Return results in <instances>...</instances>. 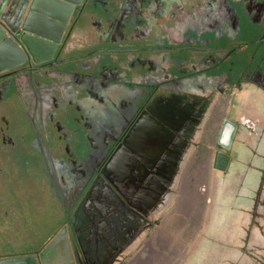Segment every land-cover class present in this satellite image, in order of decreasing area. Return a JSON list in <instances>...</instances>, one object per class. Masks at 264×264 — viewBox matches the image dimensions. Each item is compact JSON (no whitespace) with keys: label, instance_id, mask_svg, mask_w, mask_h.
Masks as SVG:
<instances>
[{"label":"flooded vegetation","instance_id":"obj_1","mask_svg":"<svg viewBox=\"0 0 264 264\" xmlns=\"http://www.w3.org/2000/svg\"><path fill=\"white\" fill-rule=\"evenodd\" d=\"M19 8L2 11L38 36L22 29ZM51 19L53 30L38 29L56 47L23 48L21 65L0 70V174L43 166L61 228L71 240L83 232L89 251L107 243V254L159 223L160 197L203 152L214 229L230 199L249 249L216 264H264V0H83L66 21ZM219 151L230 156L225 169L215 167ZM235 238L227 243L239 250Z\"/></svg>","mask_w":264,"mask_h":264},{"label":"rangeland","instance_id":"obj_2","mask_svg":"<svg viewBox=\"0 0 264 264\" xmlns=\"http://www.w3.org/2000/svg\"><path fill=\"white\" fill-rule=\"evenodd\" d=\"M227 99L220 105L219 110L223 114L230 106ZM206 158L208 155L196 151L186 162L171 194L170 190L166 194L167 197L170 194L169 199L158 214L152 216L158 218L159 223L146 228L142 238L126 251L125 259L131 264H216L220 254L224 259H230L231 253L247 255L245 253L249 249L244 247L241 239L245 226L233 228L235 212L231 209L230 199L226 205L223 204L226 208L223 222L214 229V218L210 212L215 201L212 199L216 197L215 176L210 159ZM42 167L16 168L17 172L4 167L0 174V259L17 256L38 258L64 228H61L63 207ZM226 179L229 180L228 177ZM221 184L222 191H229L224 178ZM78 232H74L75 238L71 240L72 234L68 231L67 238L72 247L74 242H78ZM215 233L216 238L211 239ZM231 235L238 238L239 250L229 248L227 241ZM223 262L228 264L226 260Z\"/></svg>","mask_w":264,"mask_h":264},{"label":"water","instance_id":"obj_3","mask_svg":"<svg viewBox=\"0 0 264 264\" xmlns=\"http://www.w3.org/2000/svg\"><path fill=\"white\" fill-rule=\"evenodd\" d=\"M83 0H0V70L5 69L3 64L10 67H17L21 65L25 60V53L23 48L26 49L31 56H34V48L42 47L52 49L56 47L55 39L52 35L51 40H44L41 35L45 31H40L38 28L41 24L47 21L50 23V29L53 30L55 20L51 18L65 15V21L71 16L72 11L76 5L80 4ZM18 3L20 8L15 13V16H20L22 23V29H26L27 32H34L38 36H28V34L22 33L21 28L18 30L12 21L3 14V7L10 3ZM51 17V18H50ZM45 35V34H44ZM49 37L48 35H45ZM16 38V39H15ZM29 39H34L32 41ZM49 49V48H48ZM230 123V122H229ZM230 125V124H229ZM232 125V124H231ZM235 125H232V130L226 132V129L222 133L221 141L225 135H228V140H231L234 134ZM226 148L229 145H225ZM230 156L223 151H219L215 161V167L225 169L228 165ZM171 194V192H170ZM166 195L160 197L163 200L159 205L161 207L167 202L170 197ZM161 201V200H160ZM76 235V234H75ZM68 230L66 227L60 232L59 237L56 238L53 243L47 247L41 254L40 258L43 264H90V254L87 248L81 242L80 236L77 234L78 242L71 246L68 240ZM68 240V241H67ZM117 250H109L99 256V264H127L124 249V244L120 243L117 246ZM51 255L53 263H47L48 256Z\"/></svg>","mask_w":264,"mask_h":264},{"label":"crops","instance_id":"obj_4","mask_svg":"<svg viewBox=\"0 0 264 264\" xmlns=\"http://www.w3.org/2000/svg\"><path fill=\"white\" fill-rule=\"evenodd\" d=\"M135 244V243H134ZM134 244L132 245V246H134ZM101 246H99L98 244H96V243H92V246H90L89 248H90V251H89V254H90V264H99V256H102V254L103 253H105V251H104V248H105V246H108V244L107 243H105V242H102V244H100ZM132 246H129L128 248H126V249H124V251L123 252H125L126 253V251L127 250H129L130 248H132ZM109 247V246H108ZM110 250V249H109ZM142 254H144V252H143V249H142ZM145 256V255H144ZM48 261H47V263H53L51 260H52V258H51V255L50 256H48ZM26 260H27V262H29V263H31V264H43L42 263V260H41V258H40V256L37 258H33L32 256L31 257H26ZM123 260H125V258H123ZM131 261H128V262H126L127 264H129ZM63 262H61L60 261V264H62ZM131 264V263H130Z\"/></svg>","mask_w":264,"mask_h":264},{"label":"trees","instance_id":"obj_5","mask_svg":"<svg viewBox=\"0 0 264 264\" xmlns=\"http://www.w3.org/2000/svg\"><path fill=\"white\" fill-rule=\"evenodd\" d=\"M0 264H31V263L27 262L26 257L17 256V257L1 258Z\"/></svg>","mask_w":264,"mask_h":264}]
</instances>
